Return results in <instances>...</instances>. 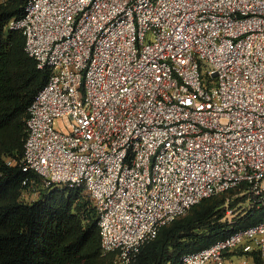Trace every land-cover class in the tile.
Listing matches in <instances>:
<instances>
[{
    "label": "built area",
    "instance_id": "2783aa9c",
    "mask_svg": "<svg viewBox=\"0 0 264 264\" xmlns=\"http://www.w3.org/2000/svg\"><path fill=\"white\" fill-rule=\"evenodd\" d=\"M9 27L49 72L19 164L81 190L114 264L204 198L264 205V0H29ZM239 247L264 261V218L181 264Z\"/></svg>",
    "mask_w": 264,
    "mask_h": 264
},
{
    "label": "trees",
    "instance_id": "16d2710c",
    "mask_svg": "<svg viewBox=\"0 0 264 264\" xmlns=\"http://www.w3.org/2000/svg\"><path fill=\"white\" fill-rule=\"evenodd\" d=\"M29 0L0 2V264H114L116 252H102L95 207L81 190L44 187L42 177L24 171L20 161L27 136L29 107L49 72L25 50V36L9 23L24 15ZM11 162V163H10ZM243 188L204 198L162 226L140 247L135 264H181L183 254L206 248L239 228L264 218V205L224 221L229 210L247 201ZM24 192L37 193L27 201ZM227 194L236 195L228 203ZM227 203V205H226ZM244 253L242 248L226 257ZM249 255L264 264L257 251Z\"/></svg>",
    "mask_w": 264,
    "mask_h": 264
},
{
    "label": "rangeland",
    "instance_id": "374dc122",
    "mask_svg": "<svg viewBox=\"0 0 264 264\" xmlns=\"http://www.w3.org/2000/svg\"><path fill=\"white\" fill-rule=\"evenodd\" d=\"M1 1H3V0H0V2ZM226 196L228 199V203L233 198H236V195L227 194ZM239 196H241V195L239 194ZM36 197H37V193L26 192V194H25V199L27 201H31V200L35 199ZM226 205H227V203H226ZM248 208H249V204H248V202H245L242 205V207L237 208L236 211L229 210L227 213L228 215L226 216L224 221L226 220L229 223H233L234 218H237L240 215H242L243 212H245V210H247ZM229 212H231V213H229ZM227 260H228V264H240L243 260H247V264H255L254 257L252 255H247V254L241 253L240 251H237L236 254H232V255L228 256Z\"/></svg>",
    "mask_w": 264,
    "mask_h": 264
},
{
    "label": "crops",
    "instance_id": "0c3cea01",
    "mask_svg": "<svg viewBox=\"0 0 264 264\" xmlns=\"http://www.w3.org/2000/svg\"><path fill=\"white\" fill-rule=\"evenodd\" d=\"M227 264H228V260H227Z\"/></svg>",
    "mask_w": 264,
    "mask_h": 264
}]
</instances>
